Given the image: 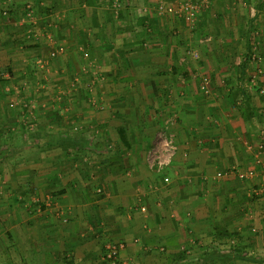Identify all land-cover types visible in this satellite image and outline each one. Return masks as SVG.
Masks as SVG:
<instances>
[{"label": "crops", "instance_id": "obj_1", "mask_svg": "<svg viewBox=\"0 0 264 264\" xmlns=\"http://www.w3.org/2000/svg\"><path fill=\"white\" fill-rule=\"evenodd\" d=\"M78 1L52 4L56 10L72 7L80 18L82 10L90 13L88 37H69L74 44L69 49L84 51L79 56L86 55L90 64L85 85L75 89L84 87L86 97L73 94L66 67L53 72L59 81L48 91L49 69L44 74L40 69L36 80L27 64L12 63L11 73L0 60L5 77L0 90L20 84L21 77L24 92L36 88L45 93L37 103L57 100L62 113L59 121L40 115L37 127L26 110L27 115L11 119L0 116L2 264H175L178 254L195 253L216 239L230 241L231 250L222 254L216 247L207 256L264 264V172L254 160L264 132V94L258 93L264 85L252 83L256 73L245 64L214 67L205 93L200 70L176 68L177 60L170 57L160 65L157 56L143 52L142 39L132 36L158 24L161 16L155 12L175 11L184 0ZM24 3L0 0V7L25 11ZM125 12L135 14L127 19ZM31 17L26 11L24 20ZM78 21L72 16L54 27L63 38L64 27H78ZM99 28L103 34L96 32ZM245 30V35L239 28L235 32L237 42L244 37L249 42ZM60 45L66 47L64 42L53 47ZM9 50L0 49V58L19 61L20 55L14 58ZM242 53L237 52L238 59ZM219 54L220 59L233 57ZM40 56L46 59L47 54ZM93 91L100 98H93ZM31 102L23 98L22 105ZM170 116L176 118L170 131L178 149L158 172L150 167L147 151ZM233 168L252 175L217 176ZM120 242L124 247L114 263L105 257L106 247Z\"/></svg>", "mask_w": 264, "mask_h": 264}, {"label": "rangeland", "instance_id": "obj_2", "mask_svg": "<svg viewBox=\"0 0 264 264\" xmlns=\"http://www.w3.org/2000/svg\"><path fill=\"white\" fill-rule=\"evenodd\" d=\"M24 1L25 3L24 6H22V9L26 8L25 11L21 10L20 6L18 5L16 9L11 8L10 5L4 8L0 7V49H4V47L10 48L9 52H14V58H17L18 54L20 55L19 61L11 59L9 63L6 58L4 60L0 58L1 61H4V63H2V66L4 65L3 67H6L5 69L8 68L5 71L9 72L10 69L11 73L13 72L12 68L9 66L12 65V63H15V65L20 63L21 66L23 64H27L28 69L31 70L29 71V73L31 72L30 75L32 77H35L36 80H38V76H40V69H45V71H42L43 74L44 72L47 73L49 71H52V73L46 76V78H48L50 82H47L48 87H46L45 90L50 91L49 85L52 86L54 82L56 83L59 81V76L53 75V72L62 70L64 67H66L67 69L64 74L68 78V81L70 78L69 84L70 88H73V94H80V97L81 95L82 97H86V91L84 90V87H81L79 91H76L75 89L76 86H80L81 83L85 85V75L87 73V70L89 69L90 64H88L86 60V55L79 56L84 51H80L81 53L76 52L78 49L75 50L74 46L69 49L70 45H74L69 40V37L70 39H72L73 35V38L75 39L76 37L77 39L80 38L78 35L81 34L88 37V31L92 29L91 27L87 26L86 23L87 20L90 19L88 17L90 16V13H87L86 10H82L81 18L83 19H81L80 17H76V13L74 14L72 12V7H67L65 5L61 8L59 6V10H56V6L52 4L53 0H51L50 5L49 0H40L38 4L37 2L33 4L29 1ZM42 1L45 3H42ZM190 1H192L197 8L196 17L193 21L187 20L184 16H181L179 13H177L176 10L174 11V9L169 10L170 12L167 13H160V11L158 10L157 12H155V14L158 13V17L161 16L160 18H158V24L156 25V22H154L153 26L144 27L145 33L143 32L140 35L136 34L135 36H132V38L136 37V39H142V41H140L138 44L139 47L142 46L143 52H151L152 54L157 56L160 60V65L165 58L170 57L171 62L173 61L175 63V61L177 60V64L175 65L176 68H194L196 69V71L200 70L203 76H207L210 79H212L210 71L211 69H214V67L230 66L231 68H234L238 67L239 65L241 67L242 64H245V68H249L251 69V71H254L256 73L254 74V76H257V80H259V83L264 85V0ZM84 2H86L87 5L93 4V0L78 1V3ZM180 2L176 3V8L178 7ZM259 2L261 5V9L259 8L258 10L257 4ZM2 3H4V1H2ZM101 3L102 2H99V5ZM13 6H15V3H13L12 7ZM9 7L11 9H9ZM5 10H7L6 14L3 13ZM26 11H29V13L32 14V20H24ZM104 14L105 12L100 14V16L104 17ZM126 14L127 13L125 12L124 17H126L127 19H132V16L135 13H130L128 14V16ZM72 16L79 19L77 23L78 27H70V29L68 27H64V35L63 38H61V35L59 34V22L63 19L69 21V18H72ZM142 17H144V15H142ZM166 17L169 18L166 19ZM135 18H137V16ZM55 24H57L59 28H55ZM238 28L240 34L242 31L243 35H245L246 33L245 29H249L248 43L245 41L246 39H248L247 37H244V40L237 42V39L234 35ZM135 29L136 28H134L133 31H135ZM102 31L103 28H99V30L96 29V32L98 34H103ZM153 35H155V37H153ZM126 36L128 37V35ZM64 38L67 39V42L69 43H66V41H62ZM232 39H234L235 41H232ZM59 42H64V45H66V47H64L63 51L57 53L56 56L51 57L50 52L53 50L52 48H54L53 45L56 43L58 44ZM15 49L17 50L14 51ZM67 50L69 51V53L67 52ZM220 52L233 53V57L231 56L230 60H225L222 58L220 59ZM237 52H243L241 56L239 55V59ZM15 53H17V55ZM43 53L47 54L46 59H42V57L40 56ZM101 54L102 51L100 50V55ZM63 55L65 57L69 56V58L60 60L61 56ZM37 56L40 57L37 58ZM37 59L39 60L38 62ZM6 62L8 66H6ZM69 62L73 63L71 64L73 68L69 67ZM171 62L169 66L171 65ZM224 62L226 64H224ZM48 69L49 71H46ZM56 78L57 81H55ZM4 79L5 77L0 71V83ZM22 80L23 79H21L20 77L17 80V82L20 84L16 86H12L9 84L8 88H6L5 86L4 90H0V98L6 99H0V101L4 103L3 106H0V116L2 118L7 117V119H11L13 118V116H23L24 113L26 114V110L32 117L31 121L36 122V127L38 125L40 115L42 116V118L48 120L52 119L59 121L62 113L57 110L61 109L56 103L57 100L49 101L51 99H47V101H40L38 102L40 104H38L37 98L45 95V93H39L35 90L36 88L32 87L30 88V90L24 92V90L20 88V85H22L23 83H21ZM31 80H33V78H31ZM2 84H4V82ZM243 88H245L244 85ZM261 88L262 87H259V94H262L260 91ZM5 91L7 92L6 94ZM93 92V98H100L98 96V93L96 95V91ZM48 97L49 96L47 94L45 98ZM12 98L15 99L16 102H13ZM23 98H25L29 104L30 101H32L31 105L23 106ZM17 141L19 144L20 140ZM229 245L230 241L217 239L209 241L207 245L203 243L200 246L201 249L196 250L195 253H187V251H184V254H178L175 259V264L249 263L246 261H239L238 263H236L235 260L232 261L230 260L231 258L229 259V255L228 258L218 255L207 256L208 253L216 247L220 249L219 253L223 254L225 252H229L231 250Z\"/></svg>", "mask_w": 264, "mask_h": 264}, {"label": "built area", "instance_id": "obj_3", "mask_svg": "<svg viewBox=\"0 0 264 264\" xmlns=\"http://www.w3.org/2000/svg\"><path fill=\"white\" fill-rule=\"evenodd\" d=\"M6 11L7 10H5L3 13L6 14ZM176 12L179 13L181 16H184L187 20L193 21L196 17L197 8H196V5L192 1L184 0L178 5V7L176 8ZM63 50H64L63 46L56 47L50 52V56L54 57V56H56L57 53H59ZM256 81H257V76L256 77L254 76V78H252V83L257 84ZM210 83H211V80L209 77H207V76L202 77L201 89L205 93L210 92ZM261 92H264L263 88L261 89ZM175 121H176V118L174 116H170L166 119L165 124H164L165 126H163L162 128L159 129L153 144L151 145V147L147 151V161H148L150 167L155 169L158 172H162L165 168H167L173 159L172 158L170 161L162 162L161 166H159V167L153 166L155 161H156L157 155L161 152V147H162L161 141H162L163 137L165 136V134L170 133L171 136L174 138V140H175L174 155L177 152L178 144H177L176 139H175V134L172 131H170V126ZM263 157H264V132H262V138L258 142V145L256 147V151L254 154L255 163H257L261 167H263V172H264ZM230 173L236 174L241 178L250 177L252 175V172H250L248 170H244V169L240 170L239 168H233V169L228 170V171H218L217 176H219V177L224 176V175L226 176V175H229ZM164 180L166 182H168L170 180V178L168 176H164ZM123 247H124L123 242L110 243L106 247L107 249H106L105 257L108 258V260L116 263L118 255H119V251ZM2 263H3V261L0 257V264H2Z\"/></svg>", "mask_w": 264, "mask_h": 264}, {"label": "clouds", "instance_id": "obj_4", "mask_svg": "<svg viewBox=\"0 0 264 264\" xmlns=\"http://www.w3.org/2000/svg\"><path fill=\"white\" fill-rule=\"evenodd\" d=\"M161 152L157 155L153 166L159 167L164 161H170L174 156L175 140L170 133L165 134L161 141Z\"/></svg>", "mask_w": 264, "mask_h": 264}, {"label": "trees", "instance_id": "obj_5", "mask_svg": "<svg viewBox=\"0 0 264 264\" xmlns=\"http://www.w3.org/2000/svg\"><path fill=\"white\" fill-rule=\"evenodd\" d=\"M244 66V65H243ZM184 254V253H183Z\"/></svg>", "mask_w": 264, "mask_h": 264}]
</instances>
